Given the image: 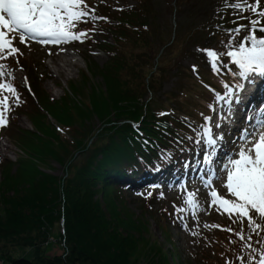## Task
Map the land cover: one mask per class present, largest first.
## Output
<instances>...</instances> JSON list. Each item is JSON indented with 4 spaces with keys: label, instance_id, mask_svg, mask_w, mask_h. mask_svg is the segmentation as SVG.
I'll list each match as a JSON object with an SVG mask.
<instances>
[{
    "label": "trees",
    "instance_id": "trees-1",
    "mask_svg": "<svg viewBox=\"0 0 264 264\" xmlns=\"http://www.w3.org/2000/svg\"><path fill=\"white\" fill-rule=\"evenodd\" d=\"M137 3L115 8L114 12L102 8V16L113 21L103 22L97 30L101 39L97 47L107 59L99 65L85 54L86 69H79L78 78L67 81L59 99L52 100L40 87L37 75L29 70L36 102L26 93L28 107L21 112L32 129L13 122L7 132L22 153L15 161L0 160L2 181L8 187L18 185L11 191L0 190V254L4 263L138 264L142 254L145 264H154L157 255L149 253L150 249L156 246L164 252L162 244L149 242L145 232L134 225L127 196L114 178L137 176L155 162L164 164L170 155L186 151L182 131L187 124L178 112L192 115L198 111L197 100L204 91L201 82L208 72L199 63L194 65L195 70L178 63L169 68L163 60L155 63L156 46L162 48L170 40H164L159 16L150 3ZM225 4L226 0H210L205 14L209 22L198 25L201 46L206 44V36L214 37L243 20L246 12L239 14ZM175 39L163 52H173ZM175 67L177 82L165 94V100H148L146 90L155 92L156 85ZM83 96L91 103L82 111L74 101ZM70 104L77 109L76 115L59 113ZM54 113L57 121L67 122L62 125L65 134L46 125L45 119ZM94 120L99 126H94ZM128 120L141 121L140 133ZM38 132L49 137L41 138ZM51 162L62 167L61 176L42 171L51 169ZM149 198H131V202H137L171 242L168 227L163 224L166 212L153 210ZM61 216L65 252L47 257L42 242L48 235L42 227L57 224ZM141 221V228L148 229ZM18 246L32 249L24 257L12 255ZM56 246L63 250L60 242ZM217 250L222 251V247ZM232 258L214 260L204 254L199 264H234Z\"/></svg>",
    "mask_w": 264,
    "mask_h": 264
},
{
    "label": "snow or ice",
    "instance_id": "snow-or-ice-1",
    "mask_svg": "<svg viewBox=\"0 0 264 264\" xmlns=\"http://www.w3.org/2000/svg\"><path fill=\"white\" fill-rule=\"evenodd\" d=\"M226 7L232 8L235 12L242 14L251 12L254 17L249 19L250 28L247 34L237 42L236 37L246 29L245 25H238L234 29H228L230 37L227 47H235V50L226 51L230 62L235 66L231 71L236 79V87L233 88L225 84V92L216 94L215 104L225 103L231 112V106L239 101V93L243 91L242 82L249 81L254 76L264 77V9L260 7V0H226ZM95 9L90 8L85 0H0V60L7 61L10 57H15L20 53L19 48L14 45L16 36L19 42L28 46L27 42L32 41L42 45L68 44L74 41L84 43L90 38L89 30L76 31L80 23H87L89 19H107L106 17H96ZM210 60L212 69L219 73L222 64L221 55L213 49H200ZM52 53L50 52L49 55ZM17 63L19 61L17 60ZM194 70H195V66ZM9 65L0 63V77H4ZM11 75L10 72H7ZM7 91L19 104V94L11 83H0V92ZM30 90V89H29ZM213 92L215 90H212ZM9 96L0 97V128L7 126L8 113L12 105L9 103ZM214 111L215 107L210 106ZM163 115V113H162ZM225 115V119H229ZM251 122V130L245 128L241 130L239 139L242 145L235 152L234 156H228L227 163L223 165L226 180L223 186L227 189V194L232 199L222 196L214 187V180L220 179L215 168L211 167L214 161V154L221 146L223 133L213 131V120L211 116L205 117V123L201 126L197 134L196 143L201 144L204 152L203 163L210 167L205 174L209 179H205V186L210 189V206L223 209V213H228L229 218L235 216L241 223L246 218L253 233L259 234L257 229L261 226L256 222L254 216L258 215L264 220V111H259L253 116L246 117ZM219 120L215 122V128L219 129ZM195 131V130H194ZM187 204L196 208L197 193L187 194ZM179 212L184 209H178ZM235 222V221H233ZM205 227L219 228L220 225H205ZM232 232L231 228L221 229ZM240 240H244L243 230L236 233ZM252 236H248L251 241ZM246 248L257 252L252 248L251 243L244 245ZM259 260L255 256H250V261L254 264H264V249L258 252ZM238 259L244 264V257Z\"/></svg>",
    "mask_w": 264,
    "mask_h": 264
},
{
    "label": "rangeland",
    "instance_id": "rangeland-1",
    "mask_svg": "<svg viewBox=\"0 0 264 264\" xmlns=\"http://www.w3.org/2000/svg\"><path fill=\"white\" fill-rule=\"evenodd\" d=\"M105 0H85V3L90 7L98 10L101 7V4ZM107 1V0H106ZM113 3L118 4H136V0H110ZM210 0H178V4L173 5L172 0H149L150 5L158 14L160 21L165 24V27L162 28V32L164 34V40L166 41L169 39L171 33L175 29L177 31L176 40H177V47L173 50V52L168 53L167 51L163 52V55L159 57V60H163L167 63L173 62V56L176 52L181 51L184 47L187 48L186 53H180L179 64L182 68L190 67L195 62H198V59L194 56L198 55L201 58L203 64L202 67L207 69V66H210V60L207 55L200 51V49H206L198 45L197 40H195V35L189 41V37L191 34L195 33L198 29V24L205 22L206 16V8L208 7ZM175 8V9H174ZM173 15H175L173 17ZM96 16V15H95ZM92 20V19H91ZM206 45H210L209 48L217 47L218 40L217 38H212L211 35L206 39ZM201 43V41H200ZM49 47H41L36 45H28V46H21L20 53H22V58L24 63L28 67V69L34 71L40 79V87L45 90L48 95H50L54 99H58L62 95V88L66 87V82L69 79L77 78L78 69L85 67V62L82 58L83 54L87 53L88 50H91L93 58L102 65V63L106 60L107 56L98 50H93V47L90 46L86 41L84 43H80L79 41H74L68 44H60L55 49H51V55L47 52ZM62 56L70 59V62L74 64L71 66L69 73H60L56 71L53 67L54 60H60ZM155 61V60H153ZM207 62V64H206ZM13 67L20 68L19 75L24 80L27 79L26 70L15 65L13 63ZM176 71V69L174 70ZM174 71H171L169 76L163 78L161 83L156 85L155 92H149L148 90L146 96L148 100L150 98L158 99V100H165V94L173 89L177 82V76H174ZM41 74L46 75L43 79ZM225 77V75H224ZM222 77V79L224 78ZM218 80H220V76H216ZM97 81L100 82L101 78L96 77ZM215 79V78H214ZM19 94V104H23V98L20 93ZM204 95V96H203ZM203 96V99L201 97ZM204 97H208L207 93H202L199 95L197 100V108L200 109L201 102H204ZM203 100V101H202ZM77 107L86 109L91 101L88 98L84 97L82 99L77 98L74 101ZM17 104L13 100L12 108H14ZM28 107L25 104L21 107L22 110H25ZM76 110L73 104L68 105L67 107H63L61 111L63 113L76 115ZM57 113V112H56ZM56 113L48 115L45 119L47 126H52L55 130L65 134L62 125L67 122H59L57 121ZM17 116L15 122L18 123L25 129H32L30 126L28 117L24 114V116H20L19 112H9L8 113V122L11 120L12 117ZM94 126H99V122L97 120L92 121ZM50 128V127H49ZM49 130V129H48ZM5 132V131H4ZM1 136V135H0ZM38 136L49 137V135L45 136L41 132H38ZM19 145L11 140L9 141L6 136H2L0 141V158L6 156L7 158L13 159L14 152L19 150ZM52 168L49 170H45L42 167V171H47L51 174H56L61 176L63 174V169L59 164L55 162H51ZM3 175L0 171V190L2 191H11L17 188H14L18 185L12 184L5 185L6 182L2 181ZM14 183V182H10ZM24 186L27 184H23ZM22 186V185H21ZM19 190H23V187H19ZM99 194V193H98ZM127 202H128V209L134 213V225L138 226L140 231H144L147 240L155 241L162 244V250L158 251L156 246H153L150 249L149 253H155L157 255L156 262L154 264H181V262L187 264L190 262L191 264H199L202 263L203 255L207 254L210 259H221L218 256V244L221 245L223 253L222 257L226 258L227 256L236 257L237 255L243 256L245 254L246 247L244 246L246 243H249L248 236H256L253 238L254 240L251 241L253 245L252 248H255L257 252H252L250 249L246 252V257L250 258V256H255L256 260H259L258 252L264 249V220H261L258 215L254 216L256 222L260 224V228L257 229L258 235L252 232V229L249 227L248 221L245 218L244 221L237 220L235 216L229 218L228 213H223V209H219L217 207H207L209 205L210 199H207V203L205 204V209L201 212L198 220L194 222H187L184 223L182 220L178 223H171V215L173 214V208L169 206L165 201H159L160 203H155L153 206V210H157L162 206V208L166 209L170 212L169 220L168 218L164 219V225H167L168 230L171 235V242L168 241L162 234L161 230L157 226L155 220L148 214H144L141 209L138 207L137 202H131V198H134L132 195H129L126 192ZM222 196L225 198L232 199L227 194V189L224 187L223 191L220 192ZM101 196V194H99ZM138 200H141L144 194H140ZM115 208V207H114ZM116 210V209H115ZM126 214V213H125ZM127 218H129L127 216ZM128 220V219H127ZM141 220L146 222V228H141ZM235 221V222H233ZM244 227L243 234L245 239L242 241L240 240L239 236L236 233L241 232L242 228L241 225ZM205 225H220L219 228L214 227H205ZM44 231H47V238L42 242V246L46 248V256L50 257L53 254H60L64 253V239H63V219L62 216L59 218V222L57 224L54 223H46L42 227ZM231 228L234 232L224 231L221 229H228ZM139 233V232H138ZM60 234L61 236H58ZM56 242H60L62 245L61 247L63 250L61 251L59 246H56ZM148 242V244H149ZM55 243V244H53ZM156 244V243H155ZM58 245V244H57ZM151 245V244H149ZM2 247V243H0V249ZM32 248L30 247H21L18 246L17 248L12 250V255L14 256H21L30 252ZM144 250V249H143ZM152 250V251H151ZM146 260L142 257V254L139 256L138 264H145ZM0 264H7L4 263L2 256L0 254ZM249 264H254V262L250 261Z\"/></svg>",
    "mask_w": 264,
    "mask_h": 264
},
{
    "label": "bare ground",
    "instance_id": "bare-ground-1",
    "mask_svg": "<svg viewBox=\"0 0 264 264\" xmlns=\"http://www.w3.org/2000/svg\"><path fill=\"white\" fill-rule=\"evenodd\" d=\"M54 64V68L56 69V71L60 72V73H69V70L71 69V66H74L73 63L70 62V59L66 58L65 56H62V58L58 61V60H54L53 61Z\"/></svg>",
    "mask_w": 264,
    "mask_h": 264
}]
</instances>
